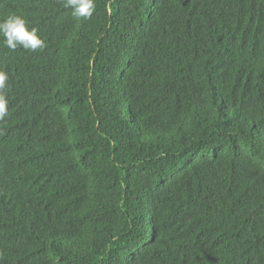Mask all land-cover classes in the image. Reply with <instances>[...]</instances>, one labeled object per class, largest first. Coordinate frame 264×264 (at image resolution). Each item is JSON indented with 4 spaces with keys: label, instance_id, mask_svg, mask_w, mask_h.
<instances>
[{
    "label": "trees",
    "instance_id": "1",
    "mask_svg": "<svg viewBox=\"0 0 264 264\" xmlns=\"http://www.w3.org/2000/svg\"><path fill=\"white\" fill-rule=\"evenodd\" d=\"M0 264H264V0H0Z\"/></svg>",
    "mask_w": 264,
    "mask_h": 264
}]
</instances>
